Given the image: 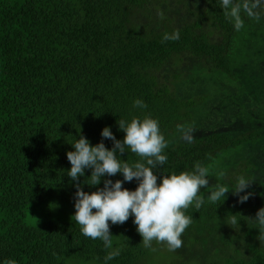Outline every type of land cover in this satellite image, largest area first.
<instances>
[{"label": "trees", "instance_id": "1", "mask_svg": "<svg viewBox=\"0 0 264 264\" xmlns=\"http://www.w3.org/2000/svg\"><path fill=\"white\" fill-rule=\"evenodd\" d=\"M147 2L0 0V264L8 259L17 264H105L107 252L115 248L120 254L107 264H159L148 259L151 249L141 242L133 217L122 225L110 223L113 249L83 236L71 220L76 188L68 177L71 165L66 153L74 150L72 144L81 135L93 146L101 142L106 126L122 140L125 134L117 122H130L134 117L156 119L169 142L164 150L167 162L153 170L158 177L194 171L196 162H201L211 166L209 186L220 183L229 188L224 201L213 204L205 199L198 210L190 206L185 214L192 218L191 226L204 229V223L215 217L228 226L235 216L240 231L258 235L247 217H254L264 205H257L259 201L252 197L238 203L231 192L237 178H245L242 162L249 160L238 159L233 170L222 164L216 169L230 149L242 143L247 147L258 144L256 163L264 173V127L237 136L214 132L194 137L191 143L175 136L178 125L192 126L190 122L197 117L193 107L199 100L181 96L186 73L178 69L195 59L202 67L221 70L245 86L250 77L245 67L242 72L236 70L233 50L242 38H253L254 33L242 28L236 31L224 16L221 0H201L192 13L195 18L180 16L183 23L179 26L160 9L157 18L138 22L139 14L157 9L146 8ZM251 19L247 26L253 22L256 28L264 26L261 17ZM205 24L218 30V41L212 40L214 32H205ZM177 31L178 40L162 42L165 33ZM243 90L244 95L252 94L251 89ZM137 99L147 107H134ZM261 106L256 110L264 120ZM103 143L109 149L113 146L108 139ZM117 158L130 165L140 159L129 149L117 153ZM219 172L224 173L222 180L216 179ZM90 175L86 169L79 178L89 193L103 187V179L123 180L118 173L102 178L98 186H89L83 182ZM258 178L251 187L264 184ZM123 187L135 190L137 181L124 182ZM259 189L257 197H264V186ZM207 191L201 189L202 194L208 195ZM224 228L227 231L217 226L209 231L225 232L222 244L229 238L231 248L225 251L226 245H221L207 264H264V245L257 236L242 238L238 246L235 238L241 235L233 230L235 236H231L228 227ZM215 233L210 237L218 244ZM157 245L153 241L152 248Z\"/></svg>", "mask_w": 264, "mask_h": 264}, {"label": "clouds", "instance_id": "2", "mask_svg": "<svg viewBox=\"0 0 264 264\" xmlns=\"http://www.w3.org/2000/svg\"><path fill=\"white\" fill-rule=\"evenodd\" d=\"M224 16L233 22L234 29L239 31L244 26L241 18L243 11L249 18L257 21L260 13L257 9L264 8V0H221ZM179 32L169 35L165 33L162 42L178 40ZM134 107L146 108L143 101H134ZM119 130L125 135L122 140L116 139L110 127H104L101 132L103 139L113 142L111 149L101 142L91 145L83 135L76 140L72 147L73 151L66 153L71 168L68 177L75 182L74 194L75 212L71 220L79 225L83 236L92 240L103 242L105 249H113L111 225H122L133 217V224L137 233L141 236V242L145 248H152V243L162 244L170 251H176L183 246L182 235L192 223V218L185 214L190 206L197 210L205 203H217L226 199L229 188L220 183L209 186L208 177L211 175V166H204L196 162L194 171H183L179 174L158 175L153 171L158 166L167 162L164 150L168 147V141L161 134L159 122L151 117L143 119L134 117L130 122L121 119L117 122ZM180 138L188 143L194 139L193 130L183 125L177 126ZM125 149H129L139 161L128 164L117 158V153L122 155ZM90 169L91 175L84 184L98 186L102 178L115 176L120 173L123 180L103 179V187L96 191L86 192L83 190L79 178L85 175V170ZM224 176L219 172L216 179ZM137 181L135 190L123 187L124 182ZM159 180V182H158ZM252 182L244 177H238L231 192L239 197L238 203L246 202L251 192H246ZM208 190V195L202 194L201 189ZM245 193L240 195V193ZM248 222L251 228L258 229L256 239L264 244V207H261L255 216H249ZM229 224L235 226L237 218L232 216ZM120 254V249L108 251L104 257L107 261L114 259ZM4 264H17L14 259H8Z\"/></svg>", "mask_w": 264, "mask_h": 264}, {"label": "rangeland", "instance_id": "3", "mask_svg": "<svg viewBox=\"0 0 264 264\" xmlns=\"http://www.w3.org/2000/svg\"><path fill=\"white\" fill-rule=\"evenodd\" d=\"M234 2H240V0H234ZM200 3L201 0H148L145 7L151 10L156 7L157 9L152 12H143L139 14L137 21L141 23L152 18H157L155 15L160 13V9L163 10L164 13L167 11L165 15L168 14V16H172V18L176 20H174V25L179 26L183 23L180 16H188V20L195 18L192 13L197 12V7L199 8ZM256 11L260 13L261 20L263 21L264 8L257 9ZM241 18L244 20L242 29L246 31L250 29L254 33L253 38H242L233 50V54H236L235 56L238 60L237 63L234 62L237 66L236 70L242 72L244 71L243 67H245L250 77L245 83V86L235 81L234 78L228 76L221 70L206 64L202 67V62H198L195 59L185 61L183 67L178 69L181 71L185 70L186 73V79L183 80L182 86H180L179 93L181 96L183 98L199 99L197 104L193 107L194 111L197 112V117L190 122L192 126H184L185 128H191L193 130L194 137H202L214 132H225L232 136H237L245 131L264 127V125L261 124L264 120L256 110L261 108V105L264 107V26L259 25L256 28V22L247 26L248 22L252 19L247 15H243V11L241 12ZM204 30L205 32H214L212 40L218 41L220 39L218 30L210 24H205ZM199 66L201 67L199 68ZM245 88L251 89L252 94L244 95L245 90L241 91V89ZM202 95H204V98L200 99ZM175 136L180 137L178 132L175 133ZM254 143H256V141H254ZM253 145L254 147H247L245 143H242L230 149L229 153H224L225 158L219 162L216 170L220 168L221 164L224 169L233 170L238 159H248V162H242V167L246 169L245 179L253 182L258 178L260 173L261 179L259 176L257 182H259V180L264 181V173L260 172L256 163L259 152H256L255 149L259 147L258 144ZM223 178L224 176L221 180ZM251 186H254V184L252 183ZM251 186L246 189V192L253 193L249 198L252 197L254 201H259L256 202L258 203L257 205H264V197H257L261 194L259 188L264 186V184L261 185L258 183V186ZM244 194L243 192L240 193V195ZM236 197L238 200L239 197ZM204 224V229L199 226H191L190 224L181 237L183 246L178 250L170 251L165 245L158 244L157 247H154L156 249L155 251L150 250L148 252V259L159 264H207L211 258L215 257L216 252H218L216 249L221 245H226L224 247L225 251L231 248L229 247L230 245H227L230 242L229 238L227 244H222V242H225L223 236L225 232L220 234L216 232L219 230H215L214 232L209 231L210 228L214 230L216 226L220 229L223 227L225 231L227 230L224 227H228L231 236H235L234 231L238 232L241 236L235 238L236 243L234 244L238 246H241L240 243L242 238H255L257 236H253L251 233L246 234L240 231L237 226H232L230 224H228V226H223L224 224L217 220L216 217ZM193 227L197 229L192 231L190 228ZM213 233H215V238L219 245L212 243L210 234ZM200 237V242H194L200 239ZM243 248L244 247H241V249ZM221 256H223L222 253ZM144 261L147 263V258L144 259ZM137 264H142V262Z\"/></svg>", "mask_w": 264, "mask_h": 264}]
</instances>
